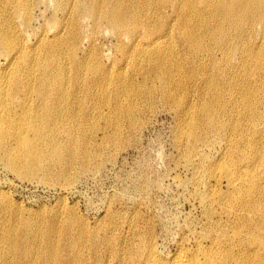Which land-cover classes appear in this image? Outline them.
<instances>
[{
	"label": "rangeland",
	"instance_id": "rangeland-1",
	"mask_svg": "<svg viewBox=\"0 0 264 264\" xmlns=\"http://www.w3.org/2000/svg\"><path fill=\"white\" fill-rule=\"evenodd\" d=\"M32 4L33 20L20 35L26 51L40 55L39 41H53L57 25L64 23L68 32L81 23V39L69 52L60 45L65 65L59 78L65 83L39 93L46 103L31 93L12 94L14 101L9 94L1 98L6 133L0 142V258L10 254L9 264H43L44 255L48 264H119L115 253L127 256L141 240L154 247L161 261L179 250H208L212 243L203 236L205 229L209 224L226 227V216L216 204L205 210L204 202H222L230 191L225 180L214 187L212 171L228 160L227 139H239L245 121L229 106L220 117L228 126L214 136L208 131L211 121L197 112L205 101L240 100L239 77L226 71L222 81L212 65L206 71L209 87L202 90L204 81L192 64L188 72L176 56L168 64L163 56L154 61L169 67L166 73L175 81L173 97L165 99L131 41L120 44L105 25L94 27L84 15L87 3L82 13L71 1L63 7L55 0ZM175 41L169 45L173 53L179 50ZM13 55L0 54V79L12 76L18 63ZM179 55L186 58L185 52ZM18 77L32 76L19 71ZM231 79L232 90L225 85ZM37 81L38 75L31 80L35 92ZM25 115L36 132L28 131L31 146L22 149L16 134ZM187 118L193 136L181 140ZM14 152H28L30 167L9 162ZM215 190L221 194L217 198ZM125 264H130L127 258Z\"/></svg>",
	"mask_w": 264,
	"mask_h": 264
},
{
	"label": "bare ground",
	"instance_id": "bare-ground-1",
	"mask_svg": "<svg viewBox=\"0 0 264 264\" xmlns=\"http://www.w3.org/2000/svg\"><path fill=\"white\" fill-rule=\"evenodd\" d=\"M70 1L78 13L83 12L81 9L87 3L89 10L84 11V15L94 27L105 25L115 33L120 44L125 40L131 41L129 45L141 55L145 66L154 72L156 79L152 83L158 84L156 88L165 99L173 97L170 90L175 81L172 74L166 73L170 72L169 67L154 61L163 56L165 64L176 56L188 72L194 70L192 64L204 81V85L200 86L202 90L209 87L206 71L212 65H215L216 75L222 81L226 78V71L239 77L236 88L240 90V100L223 102L217 98L214 102L205 101L197 112V115L206 116L211 121L208 131L214 136L219 135L222 127L228 126L220 117L229 106L236 108L245 121L240 126H243L242 136L239 139L229 136L227 139L224 153L228 160L220 162L212 171L214 187L225 180L230 191L221 197L224 199H220L222 202H204L205 210H214L212 205L216 204L223 211L226 227L215 229L221 225L207 226L203 236L209 237L212 243L208 250H197L196 253L179 250L167 261H161L154 247L141 240L142 244L135 246L127 256L115 253L119 264H125V258L130 264H264V123H256L261 118L264 121V0H55L57 7H63ZM33 8L32 0H0V54H14L11 58H18L12 76L0 79L1 143L6 133L2 127V96H28L31 93L46 103V97L39 93L49 92V89L59 90L65 83L59 78L65 65V58L59 52L60 45L66 44L69 52L81 39L78 32L81 23L72 28L75 29L72 32H68L67 23H64L57 25L53 41H39L40 55L26 51L22 46L24 38L20 35L33 20ZM12 26L19 27V33ZM174 37L179 50L185 52V59L180 57L178 49L173 53L169 48L170 44H174ZM157 43L160 46L156 50L149 49ZM217 53L222 58H217ZM19 71L25 78L32 77L23 80L18 77ZM36 75L40 84L37 81L35 92L31 80ZM191 81L188 78V83ZM225 85L230 90L234 88L232 79L225 81ZM118 94L116 89L114 95ZM15 101L22 103L21 98ZM216 107H220L221 111L215 112ZM20 124L16 139L23 140L22 149L29 148L32 138L27 140V133L30 131L32 136L35 135L36 127L26 115L20 118ZM180 131L181 140L193 136L190 118L184 121ZM21 144L17 143V146ZM28 155V152L25 155L14 152L9 162L24 163L23 166L30 167L31 161L26 159ZM213 194L216 198L221 195L218 190ZM78 242L83 245L81 240ZM198 254L202 256L199 258ZM9 255L4 254L0 262L9 264ZM41 259H44L43 264H48L45 255Z\"/></svg>",
	"mask_w": 264,
	"mask_h": 264
}]
</instances>
